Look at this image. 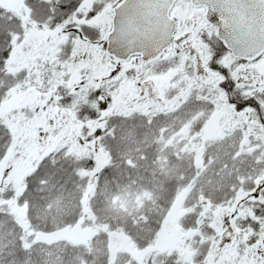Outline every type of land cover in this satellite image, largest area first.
Segmentation results:
<instances>
[{
    "label": "snow or ice",
    "instance_id": "6c2138e0",
    "mask_svg": "<svg viewBox=\"0 0 264 264\" xmlns=\"http://www.w3.org/2000/svg\"><path fill=\"white\" fill-rule=\"evenodd\" d=\"M0 264H264V0H0Z\"/></svg>",
    "mask_w": 264,
    "mask_h": 264
}]
</instances>
